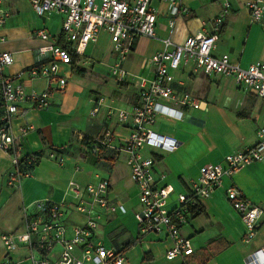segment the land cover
I'll return each mask as SVG.
<instances>
[{
	"label": "crops",
	"instance_id": "1",
	"mask_svg": "<svg viewBox=\"0 0 264 264\" xmlns=\"http://www.w3.org/2000/svg\"><path fill=\"white\" fill-rule=\"evenodd\" d=\"M244 1H230V11L212 51L216 57L227 54L233 63L243 68L250 63L264 61V16L259 24H252ZM180 2L187 7L189 15L178 16L173 28L168 29L165 0H152V5L158 11L155 37H139L134 41L130 53L121 64V68L127 72L126 84L136 83L137 79L153 78L151 57L163 48L162 40L183 44L186 38L201 31V20L211 18L221 9V0ZM2 6L10 11V16L0 28V36L4 37L0 51L10 52L13 56V64L6 68V74L15 75L34 66L37 63L36 51L47 44L70 47L61 35V14L51 12L37 16L27 0H3ZM37 30L46 31L49 40L42 41L36 37ZM98 53L109 56L107 66L102 69L95 68L93 55ZM74 59L69 66L59 65L60 73L68 77L65 94L53 92L47 110L34 109L29 103L21 105L19 115L12 121L15 135L22 124L35 128L20 138L19 144L23 154L41 152L42 158L28 178L16 186H8L6 177L10 160L8 155L0 152V236L23 232L25 216L35 213L39 205L70 199L66 194L70 182L82 187L107 179L108 197L117 210L103 216L93 243L117 249L124 257L123 264H245L247 257L264 249V237L245 246L244 225L225 198V190L234 187L251 204L264 209V162H261L252 163L232 176L221 178V186L210 198L200 202L201 213L192 216L181 229L182 236L190 241V249L168 261L165 253L171 247L169 238L164 233L141 234L138 230L133 216L138 210L137 191L129 178L126 155L97 148L91 142L96 141L104 129H110L117 137L124 135L116 118L107 116V110L108 107L131 108L137 102L138 90L135 95L131 93L130 98L128 95H122V99L115 98L109 94V83L103 84L112 80L111 68L115 62L105 31L100 33L96 43L86 46L82 56ZM88 73L94 76L93 80H88ZM174 77L176 83H180L178 86L182 92L202 103L201 109L159 100L165 112L156 115L151 129L175 139L177 147L172 152L147 147L142 150L143 155L153 154L157 158L153 167L156 186L168 185L173 189L167 204L169 210L175 207L178 194L188 193L202 167L219 164L227 154L244 151L254 145L256 131L264 124V102L259 101L252 91L236 85L232 79L208 77L194 72L192 66L175 72ZM22 82L28 90H42L45 87L41 79L23 77ZM226 82H231L233 89L240 94L238 106L220 109L213 92ZM98 99L103 100L102 105L96 114H92ZM81 141L88 145L85 150L79 146ZM52 147L64 149V153L55 155L58 162L43 157L51 152ZM68 147H71L70 152H66ZM82 149L84 154L80 153ZM76 166L81 168L78 173L74 172ZM86 166L90 167L89 170ZM120 206L124 212L118 208ZM71 217L76 223L81 222L79 217ZM67 223L71 227V222ZM262 229L264 222L257 227L254 237H258ZM55 257L56 251L48 257L49 261L54 263ZM4 261L31 264L29 251L25 247L7 254L0 239V263Z\"/></svg>",
	"mask_w": 264,
	"mask_h": 264
},
{
	"label": "built area",
	"instance_id": "2",
	"mask_svg": "<svg viewBox=\"0 0 264 264\" xmlns=\"http://www.w3.org/2000/svg\"><path fill=\"white\" fill-rule=\"evenodd\" d=\"M0 0V28L10 16V11L2 6ZM37 16L55 12L61 14V35L69 48L47 44L36 53L37 63L15 75L6 74V68L13 64L10 52L0 51V152L8 155L10 168L6 182L16 186L28 178L31 171L24 170L34 166L37 157L33 153L23 154L19 139L33 132L30 124L18 127L13 133L12 121L20 113L21 105L29 103L34 109L47 110L51 105L53 92L64 95L67 76L61 74L59 65L69 66L73 55H83L86 46L96 43L105 31L111 43L115 62L111 74L125 82L127 72L121 68L122 62L130 53L134 41L139 37L154 38L158 11L152 0H27ZM231 0H221L219 13L209 19L201 20V31L186 38L183 44L176 45L169 39L162 40L163 48L151 57L154 76L150 80L137 79V102L129 109L108 107L107 116H114L124 135L117 137L110 129H105L94 144L97 148H107L126 155L129 178L137 191L138 210L134 219L141 234L164 233L171 242L165 258L171 261L190 249V241L183 237L181 229L188 224L200 202L210 198L221 186L223 176H232L252 163L264 162V124L256 131V142L244 151L227 154L219 164H208L201 168L199 177L190 185L186 194L176 196V205L167 209L172 187L156 186L153 167L157 158L151 154L143 155L147 147L163 152H172L177 147L173 138L152 131L158 113H164L159 100L178 106L201 109L202 103L179 89L174 73L192 66L194 72L208 77L230 78L234 83L252 91L256 98L264 102V61H256L246 67L233 63L227 54L212 55L225 17L230 11ZM167 4V28L172 29L178 16L189 15L187 7L180 0H165ZM250 22L259 24L264 16V0H245ZM35 36L48 41L44 30H37ZM4 37L0 36V43ZM43 80L42 90H28L22 82ZM103 100L98 99L92 114L98 112ZM56 153H48L47 159H54ZM81 168H75L80 171ZM162 177V176H161ZM70 199L60 202H46L38 206L33 214L24 218L21 233L2 234L1 243L7 254L23 246L29 251L31 264H123V255L114 247H104L93 243L99 222L105 215L116 212L111 203L109 181L100 179L80 187L70 182L66 190ZM225 198L238 213L244 225L243 240L254 237L257 227L264 222V209L251 204L234 187L225 190ZM124 212L123 207H118ZM76 216L80 223L68 226V218ZM54 263L49 261L55 253ZM0 264H16L4 261ZM245 264H264V249H260L245 259Z\"/></svg>",
	"mask_w": 264,
	"mask_h": 264
},
{
	"label": "rangeland",
	"instance_id": "3",
	"mask_svg": "<svg viewBox=\"0 0 264 264\" xmlns=\"http://www.w3.org/2000/svg\"><path fill=\"white\" fill-rule=\"evenodd\" d=\"M101 50L103 51L102 48H101ZM93 59L96 60L95 68L102 69V68L107 66L106 62L109 59V56L108 55L102 56V54L98 53V55H93ZM87 75H88V80L94 79V76L91 73H88ZM107 83H109V88H108L109 94L115 98H121L122 99V95H128L130 98L131 93H132V95H135V93L137 91V87H136L137 82L136 83L130 82V83L126 84V82L119 81L118 78L116 76H113V75H112V80L110 82H107V81L103 82V84H105V85H107ZM92 84H94V82ZM183 85H184V82H183ZM186 85H187V83H186ZM186 85L184 87H186ZM210 91H214V90L211 89ZM94 93L95 92H93V94ZM213 93H214V96L216 97V102H217L218 108L223 109L225 106L230 107V108H234V107L238 106V99H239L240 94H238V91L233 89V84L231 82H226V83L222 84V87L218 91L215 90V92H213ZM100 95H102V94H100ZM101 98H103V97H101ZM90 117H94V116H90ZM166 126H167V124H166ZM100 137L101 136H99L98 138H100ZM91 142L95 143V140L94 141L92 140ZM79 146L85 150V148H87L88 145H87V143H85V141H81ZM70 148L71 147H68L66 152H68ZM83 149L80 151L81 154L85 153L83 151ZM43 157L48 158L47 155H43ZM57 159L58 158H54L52 160L57 161ZM83 165H85V163ZM76 167L79 168L78 166H76ZM86 167L89 170L90 167H88V166H86ZM74 172L78 173V171L77 172L74 171ZM125 174H126V171L123 173V175H125ZM67 220L70 221L71 224H73V223L76 224L73 217H69ZM98 233H100V232H98ZM261 237H264V229H262V231L258 237H253L248 241L243 240V243L244 244L246 243L245 246L247 245L248 242L253 244V241H256V239H259ZM252 244H250L248 247H250Z\"/></svg>",
	"mask_w": 264,
	"mask_h": 264
},
{
	"label": "trees",
	"instance_id": "4",
	"mask_svg": "<svg viewBox=\"0 0 264 264\" xmlns=\"http://www.w3.org/2000/svg\"><path fill=\"white\" fill-rule=\"evenodd\" d=\"M72 57H73V59L75 58L74 55H73ZM50 150L53 151V152H55L56 154H59V153H62V152L64 153V151H63L64 149H63V148L60 149V148H54V147H52V148H50ZM35 154H36V155H41V152H40V153H35ZM39 160H40V159L37 157L35 167L37 166ZM33 168H34V166H33V167H32V166H27V167L24 168V170H29V171H31V170H33ZM194 211H195V212H194L193 216H194V215H199V214L201 213L202 209H201L200 206H198Z\"/></svg>",
	"mask_w": 264,
	"mask_h": 264
}]
</instances>
